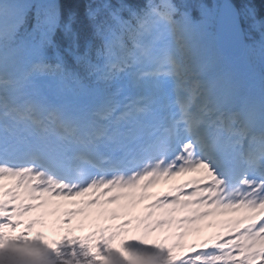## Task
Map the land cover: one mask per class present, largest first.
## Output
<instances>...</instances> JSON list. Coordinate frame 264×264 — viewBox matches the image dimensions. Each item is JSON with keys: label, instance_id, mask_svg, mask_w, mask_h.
Segmentation results:
<instances>
[{"label": "snow or ice", "instance_id": "6c2138e0", "mask_svg": "<svg viewBox=\"0 0 264 264\" xmlns=\"http://www.w3.org/2000/svg\"><path fill=\"white\" fill-rule=\"evenodd\" d=\"M0 264H264V0H0Z\"/></svg>", "mask_w": 264, "mask_h": 264}, {"label": "trees", "instance_id": "16d2710c", "mask_svg": "<svg viewBox=\"0 0 264 264\" xmlns=\"http://www.w3.org/2000/svg\"><path fill=\"white\" fill-rule=\"evenodd\" d=\"M257 4H258V6H259V0H257ZM23 229V225L21 226V228H18L17 230H16V232H14V233H12V235H19V233L21 232V230ZM10 231V230H9ZM36 234H37V230H34L33 232H32V237H34V236H36ZM45 237L46 238H48V239H53L54 237L52 236V233L50 232V231H47V230H45ZM119 245V241H117L116 242V244L114 245V246H118Z\"/></svg>", "mask_w": 264, "mask_h": 264}, {"label": "rangeland", "instance_id": "374dc122", "mask_svg": "<svg viewBox=\"0 0 264 264\" xmlns=\"http://www.w3.org/2000/svg\"><path fill=\"white\" fill-rule=\"evenodd\" d=\"M174 183V181L173 180H171V182H170V184L172 185ZM162 184H164V182L162 181L159 185H162Z\"/></svg>", "mask_w": 264, "mask_h": 264}]
</instances>
